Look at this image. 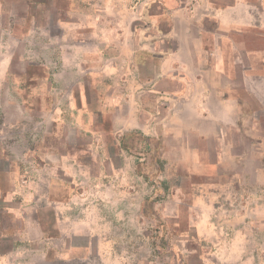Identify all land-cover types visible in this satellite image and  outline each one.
Instances as JSON below:
<instances>
[{"label": "crops", "instance_id": "crops-1", "mask_svg": "<svg viewBox=\"0 0 264 264\" xmlns=\"http://www.w3.org/2000/svg\"><path fill=\"white\" fill-rule=\"evenodd\" d=\"M38 2L55 17L27 11L0 26L6 101L23 112L6 118L11 131L0 135L11 140L1 148L9 161L0 164V264H19L34 251L25 241L45 234L38 217L19 214L28 209L21 191L35 185L28 173L37 169L57 173L48 184L62 188V172L78 167L62 143L78 134L87 138L80 154L97 171L149 175L165 203L179 204L178 192L189 195L181 204L216 203L197 218L222 220L225 233L247 236L242 224L264 221L247 206L253 189L264 191V0Z\"/></svg>", "mask_w": 264, "mask_h": 264}, {"label": "rangeland", "instance_id": "rangeland-1", "mask_svg": "<svg viewBox=\"0 0 264 264\" xmlns=\"http://www.w3.org/2000/svg\"><path fill=\"white\" fill-rule=\"evenodd\" d=\"M38 1L0 0V26L21 21L27 11L32 12L37 19H47L46 15L53 19V11L39 12ZM40 1L47 7L52 3V0ZM28 4L30 8H27ZM4 29L0 31V36L4 35ZM1 46L5 48L0 52V57L7 52V45L3 43ZM15 47V57L19 58L23 45ZM21 65L19 60L15 64L16 70ZM2 87L0 135L11 131V127L5 125L6 118L9 120V116L15 113L23 115L20 107L8 106L6 100L9 93L4 90L7 87L6 81L0 78V88ZM22 126L19 125L20 130L23 129ZM78 135L62 143V148H66V152L70 151L73 157L77 154L78 160L75 171L62 172V178L68 181L62 182V188L48 184V179L58 177L53 171L42 172L37 169L28 173L35 185L24 186L22 189L23 203H28V209L23 207L19 214L27 219L38 217L45 234L25 241L26 248L34 251L19 258V264H264V221L261 218L248 220L245 225H241L248 228L247 236L225 233L219 227L222 220L214 217L209 220L197 218L202 210L212 213L218 210L219 205L181 204L182 199H189L186 192L177 193L179 204L165 203L161 197L162 192L154 188L158 183L153 182L149 175L136 177L129 171L119 175L120 179L117 173L106 176L105 172L101 173L91 166L90 157L80 154L86 147L87 138ZM10 146L11 140L0 138L1 167H6V162L9 161V157L1 153V148ZM97 159L98 157H93L94 162ZM25 160L23 163L29 165L30 159ZM31 160L36 163V159ZM70 176L75 180L72 187ZM104 179L106 181L103 183ZM175 182L182 187L189 183L183 179ZM70 193L72 197H76L71 203L66 202ZM251 194L247 199L248 210L264 214V191L255 188ZM57 197L62 199L61 208L54 203ZM245 206V203L239 204L238 209L244 210ZM229 207L232 208L230 205ZM58 212L59 217H62L61 231H66L67 236L60 237L57 234L59 228L55 218L58 217L55 214L57 216ZM193 216L196 218H192ZM3 217L4 225L10 226V215ZM65 246H72L75 250L58 251ZM36 249L40 251L39 255ZM42 249H45L43 254Z\"/></svg>", "mask_w": 264, "mask_h": 264}]
</instances>
